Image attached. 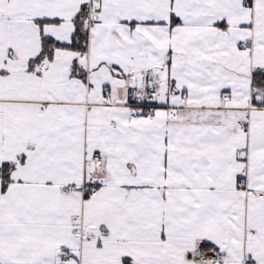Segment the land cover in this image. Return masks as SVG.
Wrapping results in <instances>:
<instances>
[{
  "label": "snow or ice",
  "instance_id": "snow-or-ice-1",
  "mask_svg": "<svg viewBox=\"0 0 264 264\" xmlns=\"http://www.w3.org/2000/svg\"><path fill=\"white\" fill-rule=\"evenodd\" d=\"M0 264H264V0H0Z\"/></svg>",
  "mask_w": 264,
  "mask_h": 264
}]
</instances>
